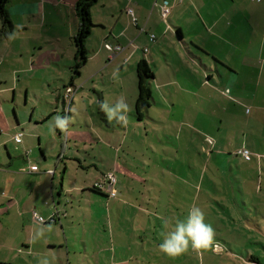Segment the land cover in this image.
I'll list each match as a JSON object with an SVG mask.
<instances>
[{
  "label": "rangeland",
  "instance_id": "obj_1",
  "mask_svg": "<svg viewBox=\"0 0 264 264\" xmlns=\"http://www.w3.org/2000/svg\"><path fill=\"white\" fill-rule=\"evenodd\" d=\"M182 3L180 0H170L171 11L167 16L162 13L163 0H142L139 7L135 3L137 7L134 4L129 6L136 10L139 27L135 25L133 16L127 9L118 28L127 26L128 29L121 36L122 42L134 39L135 43L129 45L130 49L126 53L120 52L112 56L113 51L108 49L111 53L109 58L95 55L92 60H88L84 68H81V77L75 76V72L65 68L68 64L74 66V61L65 62L63 59L59 61L57 57L55 63H52L53 61L47 62L48 65L36 63L35 66L39 70L30 72L21 67L32 69L30 61L26 60V63L25 57H20L19 54L12 55L9 64L15 62L16 58L20 62V70L16 75L5 73L11 69L7 68L6 63L2 65L0 75L10 80L16 77L18 83L15 99L13 90L1 94L4 117L2 116L0 120V257L33 264H42L43 260H47L50 264L55 258L52 255H57V251L51 252L49 249V245H52L49 243L50 238L65 240L66 236L71 245L74 242L81 247V251L72 252L70 256L72 264L77 263L75 259L85 261L90 258L89 264H99L96 262L98 256L101 262H108L111 253L100 251V248L109 247L112 243L118 258L135 255L130 264H186V261L189 262L187 264H248L250 262L247 257L252 253L258 254L264 263V235L259 234L254 227L253 231L242 228V225L246 224L244 220L236 221V226L226 229L225 220L221 221L219 217L224 218L225 213L228 215L231 211L211 202L203 196L204 193L196 197L195 205L200 209L204 208L205 222L215 229L214 247L200 251H194L190 247L186 253L170 257L159 248L165 234L169 232L165 226L163 230L154 231L153 235L148 231L144 247H140V238H137V242L131 247L125 245L127 240H133L132 234L129 235L127 230L133 232L138 226H142L143 221L140 220L139 223V220L133 217L132 212L135 210L128 209L129 204L122 202L124 192L129 189L131 193L128 197L137 200L139 191L148 190L147 197L150 199L149 190L154 195L157 192L151 182L146 186H140L135 182L129 187L128 180L124 186L121 182L117 183L115 187L117 193L119 188L120 199L116 198V194L115 197L112 196L111 199H114L112 202L97 199L98 197L90 193L82 196L84 188L70 192L73 185L91 187L103 180L108 173L106 169L127 167L123 164L124 161L135 167H145L148 171L152 169V172L156 173V167H162V158L172 156L168 153H176L178 145L183 146L179 154V157H183L187 144L192 146L191 150L195 153V167H200L195 168L196 181L197 176L201 175H205V181L208 178L212 180L218 168L214 165L220 160L221 165L217 172L222 171L220 174L224 180L218 188L227 193L225 196L228 199L244 197L253 214L256 205L260 213H264V157L256 156L258 164L256 161L245 163L244 158L237 152L242 145L251 146L255 142L264 144V109H256L258 103L264 104V87L255 92L243 86L236 89L232 81L224 82L220 79V82L217 72L214 77L216 85H213V81L212 85H206L209 75L213 72L209 73L210 71H207L209 69L201 66L198 57L202 56L207 67H216L218 62L191 45L190 42L196 43L195 40L202 43V33L198 32L197 27L194 32L188 33V26L185 23L190 19L196 21L194 26L201 24L197 8H203L204 1L190 3L186 0ZM180 22L185 33L183 40L178 39L176 29L173 27ZM110 41L115 40L110 38ZM1 42L0 39V53L11 47L9 42L6 44ZM99 44L97 37L91 36L87 44V50L90 51L88 54H95ZM111 45L116 46L114 43ZM51 46L47 45V48ZM143 50H146L147 60L156 75L155 81L150 80L155 98L151 100V108L144 111V121L139 122L135 114L139 92L136 68L137 63L145 57ZM12 51L9 50L10 53ZM130 52L135 55L128 56ZM120 55L121 57L116 59ZM123 62L124 69L120 67V63ZM114 70L119 71L118 82L112 79ZM221 71L224 72L225 69L221 68ZM72 76L75 78V84L79 85L76 91L73 86L65 87L70 84ZM226 85L233 86L231 94L223 92ZM67 88H72L71 99L75 98V106H72L69 116L71 123L67 131L81 133L80 139L68 137L67 131L61 132L62 136L59 137L57 132L59 128L54 132L52 130L53 118L57 115L65 116L64 112H67L68 104L64 109L63 102L57 99L58 94ZM121 96L129 106L126 122H117L115 119L109 121L104 112L98 113V103L107 102L112 106ZM49 114H53L50 119L41 121ZM18 132L23 133L20 143L14 138ZM84 136L90 137L91 140L85 143L82 140ZM42 152L47 157L46 161ZM208 154L211 161L206 165L201 159H208ZM60 155L61 158L58 160ZM187 158L190 159L191 156ZM143 162L146 163L145 166ZM65 166L67 170L64 171ZM181 167L183 166L177 167L179 174ZM243 167H246L244 170L247 172L240 170ZM48 170L55 171V175L52 176ZM141 172L147 176L145 170ZM117 173L114 172L118 182ZM132 174L138 175L139 172H131ZM225 181H229L226 182L228 187L222 188L221 185ZM237 181L238 185L243 186L242 192L237 189ZM229 186L233 187L232 192ZM61 188L64 193L58 197ZM51 191L55 201L61 198L59 208L63 213L69 214V219L65 216L62 218L65 233L60 223L54 226L47 224L51 222L49 210L53 206L49 195ZM209 192L219 201L220 196L213 194L211 189ZM66 194L68 199L76 194L79 199L71 200L68 204ZM160 199L166 201L164 195ZM148 206L160 209V205L155 202ZM34 212L45 220L37 221ZM180 212L182 215L178 220H186V211ZM251 212L247 211L249 214ZM233 215L238 219L236 213ZM260 220L264 221L263 218ZM176 221L177 219H171L162 222L167 224ZM104 229H111L113 232L106 233L102 231ZM84 236L89 249H84L82 244ZM215 244L219 247L216 248ZM228 246L240 252L232 255ZM86 250L91 251L88 252L90 255ZM172 260L174 263H171Z\"/></svg>",
  "mask_w": 264,
  "mask_h": 264
},
{
  "label": "crops",
  "instance_id": "obj_2",
  "mask_svg": "<svg viewBox=\"0 0 264 264\" xmlns=\"http://www.w3.org/2000/svg\"><path fill=\"white\" fill-rule=\"evenodd\" d=\"M77 1L78 0H9L8 4L6 5V8L10 16V19L14 24V29L8 37H3L1 39L2 41L1 43L6 44L9 42L11 47L5 48L4 51L0 53V56L2 57V59H0V68L4 63H6L7 68L11 70L8 71L6 70L5 73L8 72L9 74L16 75L20 70L19 68L20 62L18 58L15 59V62H12L10 64L9 61H12L11 60L12 55L17 56V54H19L20 57H25V62L26 60L27 62L30 61L32 65V69L26 66H21L23 69H28L30 72L33 70H39V68L35 66L36 63H40L41 65H45V64L48 65V63H50L51 61H53L52 63H55L57 58H59L58 59L59 61L60 59H63L65 62L71 60L76 62V45L74 44L73 37L77 33L80 25V20L75 10ZM180 1H183V3H185L186 0H180ZM188 1L190 3L192 2L195 3L197 0H188ZM202 1H204L203 8L201 9L197 8V13H199V18H201V24L194 26L193 24L196 21H192L190 19H188L185 23L188 26V33L194 32L196 30L195 27L199 29L198 31L199 33H202V38H201L202 43L199 42V40H195V38L193 37L192 39H194L197 44L195 42H190L191 45L196 46L204 54L211 56L215 62H218V65L216 64V67H207L203 63L202 56L198 57V59L201 62V66L209 69L207 70L210 71L209 73L213 72L211 75H209L206 85L210 86L213 83L214 86L216 85V81L214 77L216 76V72H217L218 74L217 76L220 77L219 80L222 79L224 82L226 81L234 82L236 89L240 88L239 86H243V88H249L250 91L252 92L260 90L261 87H264V0H225V2L223 3L221 2V0H202ZM141 2L142 0H112L111 2L110 0H99V2L91 8L92 19L96 24L93 27L91 36H96L100 44L97 45L98 51L95 54H88L89 61L92 60L95 55L101 56V58L111 57V53L108 51V49L105 46L106 44L114 43L116 44V46L122 45L123 49L121 52L123 53L124 52L126 53L127 50L130 49V46H132L131 44L135 43L134 39L126 40L125 43L122 42L121 36H123L128 29L127 26H124L123 28H118V26L122 24L124 12L126 13L128 11L127 9H131L129 6H132L135 3L139 7ZM134 10H133V14L131 15L133 16V21L134 18H136L135 25L139 27V22H138L139 18L137 19L135 15L136 10L135 11ZM1 26H2V22H0V28ZM173 27L174 29H176V35L178 36V39L183 40L185 38V33L181 22ZM179 30L182 33L181 35L178 33ZM91 36L86 41L87 48H88L87 44L90 41ZM110 38H113L115 41L114 42L110 41ZM102 40H104L103 43L101 42ZM47 45H52V46L51 48H47ZM11 49L13 51L10 53L9 50ZM135 49L138 50L137 48ZM88 52L90 53V51ZM143 52L145 54L144 58L147 60L146 51L143 50ZM119 53H116V55ZM189 53L191 54V52ZM113 54L112 56H116ZM133 54L135 55V53L130 52L128 56ZM120 57L121 55L116 59ZM88 60L86 64L88 63ZM84 66L82 67L84 68ZM124 66H125L124 62L120 63V67L122 69H124ZM73 67H74L73 64H68L65 68H67L68 71L70 72H75V76L81 77L82 67L80 68L79 74H76V69L74 70ZM221 68H224L225 71L222 72ZM74 79L75 78H73L72 76L70 80V84L66 85L65 87L73 86L76 91L79 85L75 84ZM155 79H156V75L151 80L155 81ZM211 81H213V83ZM17 83H18V78L16 77L15 78L12 77V79L10 80L0 75V120L2 119V116L4 117L3 115L4 112H2L4 109H3V105L1 104V94L13 90L14 91L13 97L15 99ZM232 89L233 86L226 85L224 87L223 92L231 94ZM65 92L66 90L62 93H59L57 96V99L63 102L64 109L66 107V104H68L66 99L64 98ZM154 98L155 97L153 95V99ZM101 103H98L99 114L103 113L100 107ZM72 106H75V98H73L71 103L68 104L67 112L66 113L64 112L66 116H70L72 112L71 110ZM151 106L147 110H149ZM252 107L255 108L254 106ZM261 108L264 109V104L258 103L256 109L258 110ZM246 110L248 111V108ZM45 118H43V120L41 121H45ZM138 121L142 122L144 121V118L143 120L138 119ZM57 132L59 137H61L62 133L60 129H58ZM80 134L73 131L66 132V135L70 138L73 136L80 139L81 138ZM89 139L90 137L84 136V139L82 140H84V142L87 143ZM182 147H183L182 145H178L176 148V153L173 154L168 153L171 154L172 156L167 155L166 158L165 157L162 158L163 163L165 162V166H163V163H161L162 167L160 168L156 167L157 169L156 173L152 172V169L151 171H148L145 167L142 168L135 167L125 161L123 164L126 165L127 167H115L114 170L110 168L106 169V172L109 171H113L115 173L116 171L118 172L117 183L121 182L122 186L125 185V181L127 180L129 181L128 182L129 185L127 184L128 187L130 186L131 183L135 184V182H138V185L140 186L141 185L146 186L148 182L149 183L151 182L152 187L157 191L156 194L154 195L149 190L151 195L150 199L147 197L148 190H145V192L143 190L139 191V195H138L139 198L137 199L136 197L137 200H134V198L130 199L128 197V194L130 195L131 193L129 189L124 192V197H122L123 199L121 198L122 202L124 204L126 203L129 204L128 209L133 208L135 210L132 212L133 217L137 218L139 220V223L140 220L143 221L142 226L141 225L138 226V229L133 230V232L127 230L129 235L132 234L133 240L130 241L127 240V243L125 244L126 246L131 247V245H135V243L137 242V238H140L141 239L140 247H144L147 241L145 237L148 231H150V234L153 235L155 234L153 233L154 231H158V229L163 230L162 228L164 226L168 231H171L175 223L168 222L167 224H164L162 221L167 222V221H171V219H177V220L178 218L180 219L182 215V212L180 211L183 210L186 211V216H187L189 208L191 209L195 205L196 197L198 198L201 194L198 192L196 195V190L200 188L201 185L202 188H205L207 190L206 191L207 194L204 193L203 196H206L209 200L210 197L209 190L212 184L211 179L208 178V180L205 181V175H201V176H197V181L195 180V176H194L195 168L197 169L200 168V167H195L196 166L195 153L194 151L191 150L192 146L186 144L184 147L186 153H184L183 157H179L180 150L182 149ZM243 147L251 150L253 154V158L250 160V162L256 161V163L258 164L259 162L257 157L260 158L264 157L263 143L258 144L255 142L251 146L242 145L239 147L238 150H240ZM186 156L187 157L191 156V158L189 159ZM44 160L45 161L47 160L45 154H44ZM201 161H203L204 163H206V165H208V163H210L211 161V156L209 155L208 159L204 158L201 159ZM244 162L246 163L248 161L244 158ZM172 164L174 165V167H172ZM143 165L145 166L146 163L143 162ZM220 165H221V161L217 160L214 166L216 168L217 167L219 168ZM179 166H183L180 169V174H179V168L177 169V167ZM203 168L205 169L206 167H202V169ZM218 168L217 171L219 172L220 168L219 169ZM245 168L246 167H243V169L241 168L240 170L242 172H247L244 170ZM65 170H67V166L64 167V171ZM141 170H145L147 176H145L144 173L141 172ZM217 171L214 172V176L212 180L216 182V184H218L220 187V183L224 180V177H222V175L220 174L222 173V171L220 173H218ZM47 172L48 173L51 172L50 174H52V176L55 175V171L53 170H48ZM131 172L132 173L139 172V174L131 175ZM159 172L162 174L159 175L158 174ZM120 179H122V181ZM226 182L229 183V181L223 182L221 185L222 188L228 187V184ZM93 185L91 187L73 185L72 191L70 192H74V191L76 192L77 190L84 188L82 191V196L90 193L98 197L97 199H101V200L106 199L107 201L110 202L114 200L111 199L113 197L110 196L109 193L107 192H103L105 195H102L90 190L92 189ZM232 188L233 187L229 186V190ZM237 189H239V191L241 192L243 190V186L238 185V181H237ZM58 192H59L58 197H61L64 193L63 188H61V190ZM222 193L223 192H220V194L218 195V197L220 196L219 201L222 202V204L226 205L224 208L225 210L229 209L231 211L230 214L228 215L225 213L224 218H222L223 216L219 217V220L221 221L225 220L224 222L226 223L225 224L226 229L233 228L234 226H236L235 223L236 221L244 220L246 224L242 225V228L244 227V229L246 230L253 231V227H254L256 228V231H258L259 234L264 235V225H263L264 221L260 220V218L264 219V213H260L261 211L259 210L258 206L257 205L255 206L254 208L255 212L253 214V210H249L248 208L249 204L244 199V197H240L239 199L238 197L234 199H228ZM118 194H119V188L116 198L120 199V196ZM49 195L52 198V202H53V206H51L49 210V217L51 219L54 218V222L48 223V225L54 226L60 223L62 230L65 233L62 218L63 216H65L66 219H69L68 218L69 214L63 213V210L59 208V205H61V198H59L58 201H55L53 196V191H51ZM163 195L165 196L166 201H161L160 198ZM66 197L68 204L71 203L70 202L71 200L75 201L76 199H79L77 194L76 196L71 195L69 199L66 194ZM153 202H155V204H159L160 209L156 210L148 206L151 205ZM232 208H234V212H232ZM122 210L124 211V207H122ZM245 210L252 212L249 214ZM128 212H130V210ZM234 213L238 215V219L234 217L233 215ZM106 215H110V213H106ZM151 216L154 220H152ZM183 217H185L184 213H183ZM226 220H228L229 222L228 221L226 222ZM216 221H218V219H216ZM215 226L219 227L218 225ZM102 231L106 233L113 232V230L111 229L109 230L104 229ZM97 242H101V240H97ZM49 243L52 244L49 245L50 251L51 252L57 251L56 256L52 255L55 258L54 261L50 264H72V260L70 257L72 252L74 251V253H76L77 251H81L80 249L81 247L78 244H75L74 242L71 245V243H69L66 236H65V240L62 238H59L58 240L50 238ZM149 243L152 244L151 242ZM227 243H229V241ZM82 244L84 245V249H89L86 236H84V238L82 239ZM30 247L31 246H25V248H30ZM228 248L232 255L240 252L234 250L232 246H228ZM100 251L110 252L111 255H110V259L106 263L101 262L98 256V260L96 259V262H98L99 264H130L131 261L135 258L134 254H130L129 256L118 258L116 256L115 253L116 249L113 243L109 247L108 246L106 248L101 247ZM88 252L91 251L86 250V253ZM88 255L90 254L88 253ZM251 255L260 258L261 263L255 260H251L250 259ZM75 260L77 261L76 264H83L82 262H85L84 264L91 263V258L85 261H79L77 259ZM247 260H249L250 262L248 264H264L261 261V257H259L258 254L256 253L249 254ZM3 263L33 264L29 262H19V261L15 262L12 259H3L2 257H0V264ZM171 263H174V261L172 260ZM187 263L189 262L186 261V264ZM34 264H41V263H34Z\"/></svg>",
  "mask_w": 264,
  "mask_h": 264
},
{
  "label": "trees",
  "instance_id": "obj_3",
  "mask_svg": "<svg viewBox=\"0 0 264 264\" xmlns=\"http://www.w3.org/2000/svg\"><path fill=\"white\" fill-rule=\"evenodd\" d=\"M8 2L9 0H0V21L2 22V26L0 28V39H2V37H8L14 29V24L12 20L10 19V16L6 8V5L8 4ZM98 2L99 0H78L75 6L76 14L80 20L78 31L73 37L74 44L76 45V62L73 68L74 70L76 69V74L80 73V68L84 66L88 60V50L86 47V41L92 34L93 27L96 25L92 19L91 8ZM178 33L180 35L182 34L180 30ZM136 69H137V74H138L137 82H138L139 92H138V96H137V100L135 104L136 106L135 114L138 117V119L143 120L144 115H145L144 111L147 110L151 106V100L153 99V91L151 88L150 80L155 75H154L152 68L149 65V62L145 58H142L137 63ZM52 115L53 114L47 116L45 120L49 119ZM43 156H44V153H43ZM60 158H61V155L60 157H58V160ZM97 183L98 182L94 183L92 189L90 190L98 194L105 195L103 191L101 190V188L97 185ZM211 183L212 184H211L210 189L213 191L212 193L215 195H219L220 192L222 191L218 188L217 186L218 184H216V182H214L213 180H211ZM206 191L207 190L205 188L204 189L202 188V185L200 186V188L196 190L197 193L198 192L206 193ZM209 194H210L209 200L211 202L217 203L219 206H222L223 208H225L226 206L225 204H222V202L213 198L211 196L212 195L211 193ZM222 194L226 195L227 193H222ZM203 199L204 197H202V200ZM193 207H197V205H194ZM201 210L204 211V208H202ZM52 222H54V218L51 219V222H47V224L52 223ZM250 259L261 263L260 258L254 255H251ZM3 264H10V263H3Z\"/></svg>",
  "mask_w": 264,
  "mask_h": 264
},
{
  "label": "clouds",
  "instance_id": "obj_4",
  "mask_svg": "<svg viewBox=\"0 0 264 264\" xmlns=\"http://www.w3.org/2000/svg\"><path fill=\"white\" fill-rule=\"evenodd\" d=\"M112 79L119 81L118 70L113 71ZM100 107L109 121L115 119L117 122H126L129 106L123 96L118 98L112 106L102 102ZM53 121V132L56 128L66 132L71 123V117L57 115ZM214 240L215 229L205 222L204 212L198 207H193L189 209L186 220H177L173 229L165 234L159 248L165 255L176 257L186 253L190 247L194 251L207 250L214 245ZM42 264H48V261L43 260Z\"/></svg>",
  "mask_w": 264,
  "mask_h": 264
},
{
  "label": "built area",
  "instance_id": "obj_5",
  "mask_svg": "<svg viewBox=\"0 0 264 264\" xmlns=\"http://www.w3.org/2000/svg\"><path fill=\"white\" fill-rule=\"evenodd\" d=\"M169 4H170V0H163V4L161 6L162 9V13L164 16H167L170 13V8H169ZM130 14H133V10L129 9ZM134 21L136 23V18H134ZM151 39H154V36L151 37ZM106 47L109 50L113 51V55H116V53H119L122 51V47L120 45L117 46H113L111 44H106ZM146 51V50H144ZM71 92H72V88H67L66 93L64 95V98L66 99V101L68 102V104L71 103L72 99H71ZM15 141L20 143L22 142V138H23V133L22 132H18L14 135ZM238 154L241 155L242 157H244L247 161H250L253 158V154L251 152V150H249L248 148H241L240 150H238ZM116 184H117V178L114 174L113 171L108 172L104 179L99 181L97 183V185L101 188V190L103 192H107L109 193L110 196H115L117 194V189H116ZM34 215L37 219V221H44L45 219L42 216L37 215L36 212H34ZM215 247H219L217 244H215Z\"/></svg>",
  "mask_w": 264,
  "mask_h": 264
}]
</instances>
